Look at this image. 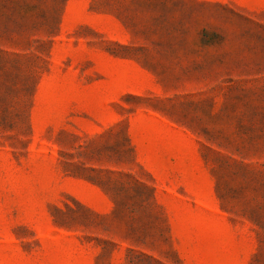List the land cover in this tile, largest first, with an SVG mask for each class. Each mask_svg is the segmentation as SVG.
<instances>
[{
  "label": "rangeland",
  "instance_id": "1",
  "mask_svg": "<svg viewBox=\"0 0 264 264\" xmlns=\"http://www.w3.org/2000/svg\"><path fill=\"white\" fill-rule=\"evenodd\" d=\"M252 221L264 0H0V264H264Z\"/></svg>",
  "mask_w": 264,
  "mask_h": 264
},
{
  "label": "trees",
  "instance_id": "2",
  "mask_svg": "<svg viewBox=\"0 0 264 264\" xmlns=\"http://www.w3.org/2000/svg\"><path fill=\"white\" fill-rule=\"evenodd\" d=\"M109 191H110V190H109ZM252 223H253L256 227H258L259 229H261V230L263 229L262 226L264 227V225H263V224H260V222H258V221H255V222L252 221Z\"/></svg>",
  "mask_w": 264,
  "mask_h": 264
}]
</instances>
